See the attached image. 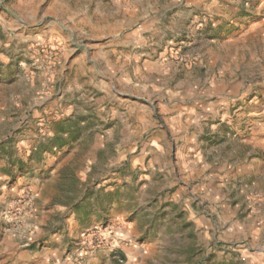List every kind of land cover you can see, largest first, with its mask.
Listing matches in <instances>:
<instances>
[{"label":"rangeland","instance_id":"1","mask_svg":"<svg viewBox=\"0 0 264 264\" xmlns=\"http://www.w3.org/2000/svg\"><path fill=\"white\" fill-rule=\"evenodd\" d=\"M0 264H264V0H0Z\"/></svg>","mask_w":264,"mask_h":264}]
</instances>
